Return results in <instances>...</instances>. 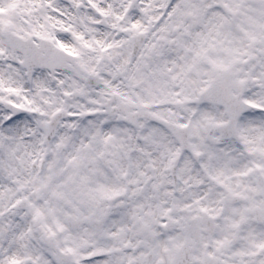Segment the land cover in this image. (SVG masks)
Wrapping results in <instances>:
<instances>
[{
    "label": "snow or ice",
    "instance_id": "6c2138e0",
    "mask_svg": "<svg viewBox=\"0 0 264 264\" xmlns=\"http://www.w3.org/2000/svg\"><path fill=\"white\" fill-rule=\"evenodd\" d=\"M0 264H264V0H0Z\"/></svg>",
    "mask_w": 264,
    "mask_h": 264
}]
</instances>
